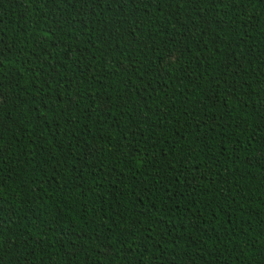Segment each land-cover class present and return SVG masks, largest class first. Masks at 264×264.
Listing matches in <instances>:
<instances>
[{
  "label": "trees",
  "instance_id": "16d2710c",
  "mask_svg": "<svg viewBox=\"0 0 264 264\" xmlns=\"http://www.w3.org/2000/svg\"><path fill=\"white\" fill-rule=\"evenodd\" d=\"M0 264H264V0H0Z\"/></svg>",
  "mask_w": 264,
  "mask_h": 264
}]
</instances>
